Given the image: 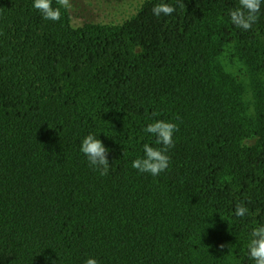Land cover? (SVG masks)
<instances>
[{
    "label": "trees",
    "instance_id": "16d2710c",
    "mask_svg": "<svg viewBox=\"0 0 264 264\" xmlns=\"http://www.w3.org/2000/svg\"><path fill=\"white\" fill-rule=\"evenodd\" d=\"M160 2L75 27L68 9L52 21L33 0H0V264H254L264 5L245 31L229 17L238 0H166L176 10L156 17ZM156 119L179 130L152 176L132 161L159 147L144 131ZM89 133L109 149L105 176L80 151ZM220 239L234 250L219 259Z\"/></svg>",
    "mask_w": 264,
    "mask_h": 264
},
{
    "label": "clouds",
    "instance_id": "9594fccd",
    "mask_svg": "<svg viewBox=\"0 0 264 264\" xmlns=\"http://www.w3.org/2000/svg\"><path fill=\"white\" fill-rule=\"evenodd\" d=\"M57 6H53V0H33L32 7L41 13L45 20L59 21L61 19V8L69 9L72 7L71 0H55ZM264 0H238V6L229 12L232 24L239 29L248 31L257 23L261 13ZM180 7H185L184 3ZM175 7L172 4L161 0L152 8V13L156 17L170 16ZM153 117L158 116L157 112L152 113ZM179 130L175 122L156 119L149 123L144 129L151 134L154 144L159 147L151 146L147 143L143 145L142 157L132 161V167L140 173H147L152 176H158L166 171L171 163L169 150L175 146L174 134ZM80 151L87 158L89 165L101 176L109 172L110 163L108 160L109 149L95 134L89 133L80 143ZM248 208L244 202L237 203L234 209L236 217H244L248 214ZM227 245L220 244L218 247L223 250ZM247 253L254 264H264V223L258 224L250 233V239L247 244ZM85 264H99L94 257L86 259Z\"/></svg>",
    "mask_w": 264,
    "mask_h": 264
},
{
    "label": "rangeland",
    "instance_id": "374dc122",
    "mask_svg": "<svg viewBox=\"0 0 264 264\" xmlns=\"http://www.w3.org/2000/svg\"><path fill=\"white\" fill-rule=\"evenodd\" d=\"M142 2L144 0H71L72 7L68 11L71 23L75 27L82 26L85 23L116 25L134 15ZM206 222L211 230L219 228L212 218H209ZM225 241L226 243H223L220 239V244L227 245L223 250L215 248L217 250L215 254L219 259L222 257L224 251L228 252L229 249L234 250L233 242ZM234 261H227V264H235Z\"/></svg>",
    "mask_w": 264,
    "mask_h": 264
}]
</instances>
